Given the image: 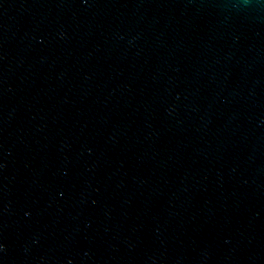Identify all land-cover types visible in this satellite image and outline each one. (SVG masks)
I'll return each instance as SVG.
<instances>
[{"label": "water", "instance_id": "1", "mask_svg": "<svg viewBox=\"0 0 264 264\" xmlns=\"http://www.w3.org/2000/svg\"><path fill=\"white\" fill-rule=\"evenodd\" d=\"M0 264H264V0H0Z\"/></svg>", "mask_w": 264, "mask_h": 264}]
</instances>
